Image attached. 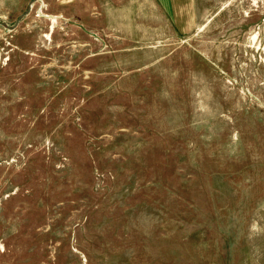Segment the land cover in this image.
<instances>
[{
	"label": "rangeland",
	"instance_id": "rangeland-1",
	"mask_svg": "<svg viewBox=\"0 0 264 264\" xmlns=\"http://www.w3.org/2000/svg\"><path fill=\"white\" fill-rule=\"evenodd\" d=\"M0 264H264V0H0Z\"/></svg>",
	"mask_w": 264,
	"mask_h": 264
},
{
	"label": "water",
	"instance_id": "water-1",
	"mask_svg": "<svg viewBox=\"0 0 264 264\" xmlns=\"http://www.w3.org/2000/svg\"><path fill=\"white\" fill-rule=\"evenodd\" d=\"M29 9H30V4H29V6H28V9L20 16V18L24 15V14H26L28 11H29ZM19 18V19H20ZM19 19L17 20V22L13 25V26H9V28H11V29H13L14 27H16V25H17V23H18V21H19ZM5 26H7L8 27V25L7 24H5V23H3Z\"/></svg>",
	"mask_w": 264,
	"mask_h": 264
}]
</instances>
